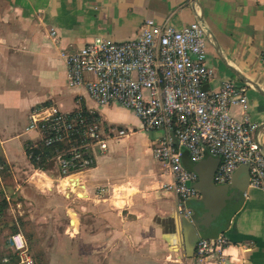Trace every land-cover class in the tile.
<instances>
[{"label":"crops","instance_id":"obj_1","mask_svg":"<svg viewBox=\"0 0 264 264\" xmlns=\"http://www.w3.org/2000/svg\"><path fill=\"white\" fill-rule=\"evenodd\" d=\"M146 19L176 28L196 21L204 26L206 63L213 70L205 88L218 90L227 80L247 86V113L264 151V0H0V146L10 168V192L23 196L34 225L47 228L60 259H73L63 264H200L195 256L202 236L195 223L201 194L188 203L192 220L178 212L170 188L174 176L152 150L164 130L147 132L131 110L100 106L86 84H70L67 54L96 36L134 39ZM69 101L72 107L62 109ZM42 104L65 113L84 108L127 134L110 131L108 150L96 165L73 182L67 179L75 187L61 189L55 165L37 167L25 148L36 138L27 130L30 111ZM231 112L243 115L239 107ZM3 131L20 133L4 137ZM23 134L20 154L10 142ZM182 160L194 172H216L222 161L206 154L196 162L187 150ZM249 183L244 165L227 183L238 191L239 206L219 231L228 241L225 255L205 264H264V191ZM73 193L84 200L68 204Z\"/></svg>","mask_w":264,"mask_h":264},{"label":"built area","instance_id":"obj_2","mask_svg":"<svg viewBox=\"0 0 264 264\" xmlns=\"http://www.w3.org/2000/svg\"><path fill=\"white\" fill-rule=\"evenodd\" d=\"M208 43L207 31L198 21L176 28L146 19L134 39L114 42L96 36L66 55L72 86L86 84L100 106L120 104L131 110L147 132L164 130L154 140L153 154L173 174L170 188L177 196L178 212L190 220L194 212L188 203L200 197V191L190 184L198 174L184 166L185 150L196 162L206 154L221 158L216 184L229 183L244 165L249 168L250 186L264 191V151L255 136L257 124L247 113L248 88L232 80L218 90L205 88L213 76L206 63ZM233 107L242 110L241 118L231 112ZM27 130L36 134L30 149L51 150L45 158L30 154L34 164L52 162L58 178L71 182L106 153L110 131L118 137L127 134L125 129H107L94 112L80 108L65 113L53 104L32 108ZM11 243L22 263L34 264L23 233L13 234ZM227 244L223 233L201 237L197 262L223 257Z\"/></svg>","mask_w":264,"mask_h":264},{"label":"rangeland","instance_id":"obj_3","mask_svg":"<svg viewBox=\"0 0 264 264\" xmlns=\"http://www.w3.org/2000/svg\"><path fill=\"white\" fill-rule=\"evenodd\" d=\"M5 87L3 91L5 92ZM123 107L120 104H116ZM71 102L69 101L66 106H62V109H70ZM124 108V107H123ZM19 131H25L23 122L17 124ZM109 129L108 127H106ZM118 128V127H117ZM134 128V126H132ZM16 131H3L1 132L4 137L14 136ZM27 137L26 134L19 139H14L10 142V145H15L22 154L23 149L18 146L23 139ZM137 138V136L135 137ZM11 173L9 166L5 163L2 147L0 146V206H3V211L0 215V262L1 264H26L22 263L18 252L11 243V236L17 232L23 233L28 245V253L34 260V264H63L68 261L73 262V259H60L58 244L49 240L51 239L46 227L34 225V221L31 219L29 205L24 202V198L20 194H13L10 192ZM68 180H61V189L63 186H67ZM82 194L81 191L77 190ZM84 200L83 197L72 194L67 203L72 204ZM46 204V202H44ZM5 205V206H4ZM57 217V216H56ZM7 258V261L4 259Z\"/></svg>","mask_w":264,"mask_h":264},{"label":"water","instance_id":"obj_4","mask_svg":"<svg viewBox=\"0 0 264 264\" xmlns=\"http://www.w3.org/2000/svg\"><path fill=\"white\" fill-rule=\"evenodd\" d=\"M196 172L199 175L196 188L200 191L201 198L196 205L198 221L195 228L202 237L213 238L238 208V191L233 192V187L229 184H216L215 171L196 169ZM244 192L243 189L242 193Z\"/></svg>","mask_w":264,"mask_h":264},{"label":"trees","instance_id":"obj_5","mask_svg":"<svg viewBox=\"0 0 264 264\" xmlns=\"http://www.w3.org/2000/svg\"><path fill=\"white\" fill-rule=\"evenodd\" d=\"M84 109V108H83ZM86 110V109H85ZM96 116L99 117V115L96 114ZM30 145V142H26L25 144V148H26V152L28 154V156L31 154L34 155H37V154H41L44 158H45V155L49 152H51V150L49 148H45L43 146H40V147H37V148H34L33 150L30 149L28 146ZM31 161L33 162L34 160L32 158H30ZM34 163V162H33ZM37 167H45L46 166V162H45V159L40 162L39 164H35ZM5 206V205H4ZM3 211V206H0V215Z\"/></svg>","mask_w":264,"mask_h":264},{"label":"bare ground","instance_id":"obj_6","mask_svg":"<svg viewBox=\"0 0 264 264\" xmlns=\"http://www.w3.org/2000/svg\"><path fill=\"white\" fill-rule=\"evenodd\" d=\"M73 182V181H72ZM74 185H76L75 183H74Z\"/></svg>","mask_w":264,"mask_h":264}]
</instances>
